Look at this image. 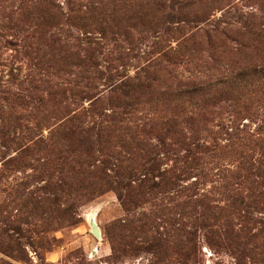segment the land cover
<instances>
[{
  "label": "rangeland",
  "instance_id": "1",
  "mask_svg": "<svg viewBox=\"0 0 264 264\" xmlns=\"http://www.w3.org/2000/svg\"><path fill=\"white\" fill-rule=\"evenodd\" d=\"M18 1L0 0V4L16 6ZM53 1L67 9V0ZM102 1L107 2L80 0V4L85 8ZM210 1L209 8L204 4L198 8L204 20L200 27L228 25L232 40L210 44L197 40L193 51L191 42L183 45L185 36L171 37L170 48L183 58L169 78L174 86L179 81L199 82L208 72L219 71L223 79L232 80V102L202 108L195 101L182 106L166 96L139 111L141 118L172 113L178 123L174 139L173 134L164 135L165 145L154 133L148 139L157 146L156 168L150 169L153 157L138 159L134 175L124 177L113 165L115 160L108 165L99 161L98 169L106 171L94 180L100 192L89 199L85 190L89 179L80 189L68 191L67 181L73 184L77 177L68 166L72 153L61 151L55 156L56 169L48 173L67 185L62 187L63 197L49 195L43 188L45 180H40L46 170L45 151L25 159L21 149L1 136L0 126V264H264V147L259 142L264 138V76L251 74V67L264 68V0ZM191 17L184 15L186 20ZM83 30L100 40L97 27ZM192 30L188 27L186 37ZM73 34L81 35L77 30ZM114 38L101 40V68L134 76L146 65L142 51H149L151 39L145 38L148 41L136 49ZM12 50L0 37V70H7L4 65L15 55ZM108 87L102 80L98 90L107 95ZM43 131L47 133L46 128ZM177 139L204 143L208 149H190ZM120 161L123 168L130 166ZM129 181L141 184V195L126 190Z\"/></svg>",
  "mask_w": 264,
  "mask_h": 264
},
{
  "label": "trees",
  "instance_id": "2",
  "mask_svg": "<svg viewBox=\"0 0 264 264\" xmlns=\"http://www.w3.org/2000/svg\"><path fill=\"white\" fill-rule=\"evenodd\" d=\"M52 1L21 0L16 6L0 4V37L15 53L9 65H4L7 70H0V126L1 136L21 149L25 159L45 151L42 166L46 173L56 169L54 163L59 159L56 155L61 151L71 152L72 165L67 164L77 179L73 184L67 181L68 191L80 189L85 179H89L91 183L85 190L89 199H93L101 189L94 180H100L106 171L98 169L99 161L108 165L115 160L117 163L113 165L124 172V177L134 175V161L138 159L150 161L153 157L150 169L156 168L160 160L157 146L150 145L148 139L154 133L156 141L165 145L164 135L173 134L170 139H174L178 123L172 113L165 118L161 114L141 118L138 112L143 113L146 106L154 104L152 101L160 102L169 96L182 106L195 101L202 108L214 102L215 105L232 102V80L223 79L219 71L208 72L199 82L179 81L174 86L169 78L183 58L179 51L170 48L171 37L185 36L183 45L191 42L193 51L197 40L206 44L232 40V28L228 25L221 29L200 27L204 20L199 18L198 11L202 8H198L201 4L209 8L210 0L207 3L137 0L129 5L107 0L85 8L80 0H67L65 10ZM184 15L192 16V20H186ZM87 27H97L100 40L83 30ZM188 27L193 30L186 37ZM74 30L82 38L75 37ZM148 34L151 36L146 37ZM110 37L113 40L119 37L136 49L151 39L149 51H142L146 65L140 72L134 76L118 75L117 71L112 74L111 70L101 68V40ZM18 58L23 60L19 64L15 62ZM251 68L252 75L264 76V68ZM158 79L165 84L160 85ZM102 80L109 83L107 95L98 90ZM153 126L158 127L157 132ZM177 142L190 149H208L204 143H187L181 139ZM259 142L264 147V138ZM64 146L67 151L63 150ZM120 160L129 162L130 166L123 168ZM43 172L40 180H45V193L63 197L62 187L67 183L54 181L53 173L43 175ZM125 187L131 193L137 191L138 196L143 191L141 184L132 181Z\"/></svg>",
  "mask_w": 264,
  "mask_h": 264
},
{
  "label": "water",
  "instance_id": "3",
  "mask_svg": "<svg viewBox=\"0 0 264 264\" xmlns=\"http://www.w3.org/2000/svg\"><path fill=\"white\" fill-rule=\"evenodd\" d=\"M93 223V224H92ZM91 225H92V228H93V233L95 234V236H98V228L96 227V224L94 222H92Z\"/></svg>",
  "mask_w": 264,
  "mask_h": 264
},
{
  "label": "bare ground",
  "instance_id": "4",
  "mask_svg": "<svg viewBox=\"0 0 264 264\" xmlns=\"http://www.w3.org/2000/svg\"><path fill=\"white\" fill-rule=\"evenodd\" d=\"M88 220L92 223L93 219L91 217H88ZM93 224V223H92Z\"/></svg>",
  "mask_w": 264,
  "mask_h": 264
}]
</instances>
